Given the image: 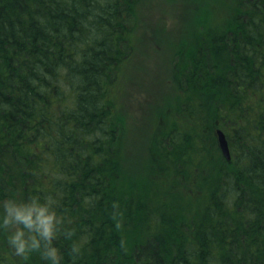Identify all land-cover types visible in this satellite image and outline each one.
Segmentation results:
<instances>
[{
    "label": "trees",
    "instance_id": "trees-1",
    "mask_svg": "<svg viewBox=\"0 0 264 264\" xmlns=\"http://www.w3.org/2000/svg\"><path fill=\"white\" fill-rule=\"evenodd\" d=\"M144 1L0 0V201L55 196L62 264H264V0L217 1L216 26L196 11L178 81L190 126L153 139L152 173L134 184L107 98ZM8 251L0 231V261L25 264Z\"/></svg>",
    "mask_w": 264,
    "mask_h": 264
},
{
    "label": "rangeland",
    "instance_id": "rangeland-1",
    "mask_svg": "<svg viewBox=\"0 0 264 264\" xmlns=\"http://www.w3.org/2000/svg\"><path fill=\"white\" fill-rule=\"evenodd\" d=\"M192 1L196 7L188 0H145L138 7L132 37L133 56L122 68L119 81L107 98L124 125L121 172L134 184L141 183L152 173L153 139L161 136L169 139L176 128L188 129L190 126L183 112L193 101L180 91L178 81L196 43L192 26L199 15L198 10L203 7L211 8V25L216 26L224 15L218 13L217 1L228 2ZM161 189L168 195L163 194L159 199L167 200L171 192ZM179 196L182 200L187 194L180 191ZM185 200L177 210L189 216V201Z\"/></svg>",
    "mask_w": 264,
    "mask_h": 264
},
{
    "label": "clouds",
    "instance_id": "clouds-1",
    "mask_svg": "<svg viewBox=\"0 0 264 264\" xmlns=\"http://www.w3.org/2000/svg\"><path fill=\"white\" fill-rule=\"evenodd\" d=\"M55 196L18 199L14 195L0 201V231L5 233L8 253L11 258L29 261L33 253H39L46 264H62L61 249L55 241L59 238V229L64 218L57 213ZM72 231L65 229L67 237ZM82 244L74 242L73 253L81 251ZM0 264H3L0 261Z\"/></svg>",
    "mask_w": 264,
    "mask_h": 264
},
{
    "label": "water",
    "instance_id": "water-1",
    "mask_svg": "<svg viewBox=\"0 0 264 264\" xmlns=\"http://www.w3.org/2000/svg\"><path fill=\"white\" fill-rule=\"evenodd\" d=\"M217 135H218L219 146H220V149L224 157L228 161H231V152H230L229 142L227 140L225 133L222 130H218Z\"/></svg>",
    "mask_w": 264,
    "mask_h": 264
}]
</instances>
